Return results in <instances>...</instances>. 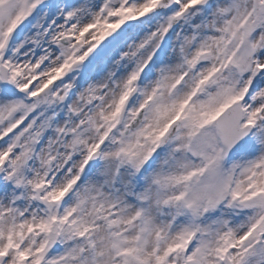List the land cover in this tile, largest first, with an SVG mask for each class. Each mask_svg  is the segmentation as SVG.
Listing matches in <instances>:
<instances>
[{"label":"snow or ice","instance_id":"6c2138e0","mask_svg":"<svg viewBox=\"0 0 264 264\" xmlns=\"http://www.w3.org/2000/svg\"><path fill=\"white\" fill-rule=\"evenodd\" d=\"M0 264H264V0H0Z\"/></svg>","mask_w":264,"mask_h":264}]
</instances>
